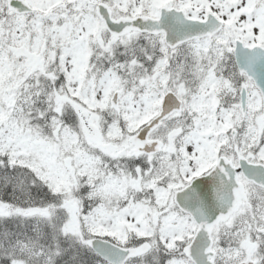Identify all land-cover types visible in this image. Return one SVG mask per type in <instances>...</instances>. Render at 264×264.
Segmentation results:
<instances>
[{
    "label": "snow or ice",
    "instance_id": "1",
    "mask_svg": "<svg viewBox=\"0 0 264 264\" xmlns=\"http://www.w3.org/2000/svg\"><path fill=\"white\" fill-rule=\"evenodd\" d=\"M0 264H264V0H0Z\"/></svg>",
    "mask_w": 264,
    "mask_h": 264
}]
</instances>
